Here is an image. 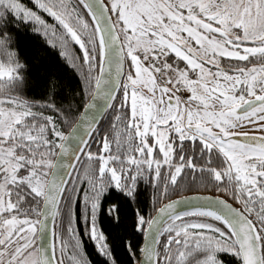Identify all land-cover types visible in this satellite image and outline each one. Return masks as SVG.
<instances>
[{
	"label": "snow or ice",
	"instance_id": "1",
	"mask_svg": "<svg viewBox=\"0 0 264 264\" xmlns=\"http://www.w3.org/2000/svg\"><path fill=\"white\" fill-rule=\"evenodd\" d=\"M141 181L128 264H264V0H0V264H122Z\"/></svg>",
	"mask_w": 264,
	"mask_h": 264
},
{
	"label": "trees",
	"instance_id": "2",
	"mask_svg": "<svg viewBox=\"0 0 264 264\" xmlns=\"http://www.w3.org/2000/svg\"><path fill=\"white\" fill-rule=\"evenodd\" d=\"M21 31L25 32L28 37L32 38L37 43L43 44V37H41L38 33H32L28 29H22ZM43 46L48 49L53 64L59 68L60 75L65 81L67 88L78 91L79 89L76 85L78 84L80 77L75 73L69 64L63 62V59L58 51L46 44H43ZM25 94L34 99L42 98L41 89L34 84H29V86L26 87ZM65 102H67L66 99ZM138 191L140 192V205L132 204L131 208L129 207V204L121 200L120 196L117 194H111L107 197L106 203L116 202L120 205V213L122 216L120 221L114 220L106 211L103 213L102 226H104L114 237L119 238L117 240L115 251L122 264H128L129 259L123 247L122 239L131 232L130 217L132 215V208L142 206L144 211H147L150 206L152 187L146 181H141L139 183ZM83 239L84 249L89 252L90 256H92L93 264H98L97 257H99V253L95 252L96 245L93 241L89 240L87 236H84Z\"/></svg>",
	"mask_w": 264,
	"mask_h": 264
}]
</instances>
